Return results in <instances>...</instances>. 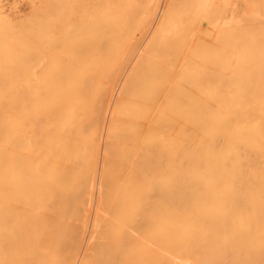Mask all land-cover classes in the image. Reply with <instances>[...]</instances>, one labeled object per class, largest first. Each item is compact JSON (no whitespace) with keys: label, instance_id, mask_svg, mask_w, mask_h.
Here are the masks:
<instances>
[{"label":"bare ground","instance_id":"bare-ground-1","mask_svg":"<svg viewBox=\"0 0 264 264\" xmlns=\"http://www.w3.org/2000/svg\"><path fill=\"white\" fill-rule=\"evenodd\" d=\"M2 6L0 264H264V0Z\"/></svg>","mask_w":264,"mask_h":264},{"label":"rangeland","instance_id":"rangeland-1","mask_svg":"<svg viewBox=\"0 0 264 264\" xmlns=\"http://www.w3.org/2000/svg\"><path fill=\"white\" fill-rule=\"evenodd\" d=\"M48 1V0H47ZM46 0H0L3 13L9 17L8 19L14 22V25H24L33 20V13L41 7ZM38 8V9H37ZM5 16V15H4ZM11 22V23H12Z\"/></svg>","mask_w":264,"mask_h":264}]
</instances>
